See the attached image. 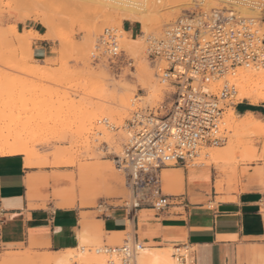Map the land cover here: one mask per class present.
<instances>
[{"label":"rangeland","instance_id":"obj_1","mask_svg":"<svg viewBox=\"0 0 264 264\" xmlns=\"http://www.w3.org/2000/svg\"><path fill=\"white\" fill-rule=\"evenodd\" d=\"M68 6L65 0H0V134L16 136L28 143V148L43 157V161L72 164L46 169H51L50 175L63 181L61 186L52 188V198L59 200L60 204L62 197L73 204L78 200L79 209L86 211L81 213L82 220L87 222L85 242L77 239L78 246L88 249L103 243L119 245L130 227L125 232L105 237L99 223L95 222L100 214L96 211L97 205L105 203L119 207L131 201L130 185L113 163V157L120 152L125 139L121 128L133 111L156 107L164 93L171 90L168 84L161 83L155 76L159 75L158 66L151 64L146 52L148 36L158 38L187 10L164 13L159 29L145 35L140 40L141 47L136 55L131 56L123 48L122 37L139 39L142 36L139 24L133 23L134 34L126 33L122 24L131 23L129 21H122L118 26L117 20H93L91 10L100 9L98 6L88 7L90 11ZM17 9L26 14V20L44 29L42 38L46 39L45 35L52 38L47 40L52 44L53 58L43 62L34 59L31 41L35 35L30 30L25 32L17 29L14 17L17 16ZM46 19L49 21L46 24L48 30L40 22L44 21L45 24ZM106 27L120 35L122 53L116 67H110L105 61L93 64L89 59ZM93 29H96V33L92 35L95 32ZM25 35L29 36V45L19 42ZM142 68L153 75L150 84L160 87L155 100L150 103L139 100L146 96L142 88V83L146 81L141 73ZM5 89L7 92L13 90V94L6 93ZM123 98L128 105L127 111L118 106L119 100ZM240 102L251 103L246 99H235V106L225 108L223 120L228 111L233 112L232 125L245 118L248 113L240 115L235 111ZM253 105L264 106V101ZM103 120L117 127V130L106 127ZM223 127L229 132L227 142L221 147L206 150L209 158L215 153L221 158L216 163L208 162V158L206 163L198 167L215 169L218 192H222L223 187L228 192H236L240 179L245 176L257 179L264 189V134L240 130L235 125L229 129L224 123ZM166 173L162 171L161 179ZM163 191H166L165 188ZM88 216L91 217L87 219ZM73 251L72 254H75ZM161 252L171 258V247ZM95 257L87 256L79 262L101 264V258ZM145 258H141V262L138 259V264H154ZM171 261L177 264L172 258Z\"/></svg>","mask_w":264,"mask_h":264},{"label":"built area","instance_id":"obj_2","mask_svg":"<svg viewBox=\"0 0 264 264\" xmlns=\"http://www.w3.org/2000/svg\"><path fill=\"white\" fill-rule=\"evenodd\" d=\"M194 1L196 9L187 10L158 38L148 40L147 57L158 66L156 77L171 90L156 107L133 111L121 128L125 139L113 163L131 188V201L122 206L128 210L130 231L119 245L103 243L86 249L100 257L101 264H138L145 248L134 231L138 211L150 207L162 212L169 206L160 185L161 170L206 163V150L228 140L222 120L225 108L236 105L238 70L264 72V0ZM121 53L117 31L105 28L89 59L116 67ZM102 122L117 130L107 120ZM109 208L105 203L97 205L98 216ZM171 250L177 263L193 264L187 246ZM68 264L92 263L73 256Z\"/></svg>","mask_w":264,"mask_h":264},{"label":"crops","instance_id":"obj_3","mask_svg":"<svg viewBox=\"0 0 264 264\" xmlns=\"http://www.w3.org/2000/svg\"><path fill=\"white\" fill-rule=\"evenodd\" d=\"M14 17L18 30L35 35L34 59L53 58L51 42L42 38L44 29ZM132 25L122 27L134 34ZM235 111L264 120V106L240 102ZM46 167L50 166L26 167L21 155L0 157V264H54L66 251L76 249L79 235L85 234L87 222L81 213L86 211L79 209L78 200L73 204L62 197L60 204L52 198V188L63 181ZM162 171L167 172L160 185L169 206L162 212L143 207L134 220V231L146 247L143 251L187 246L193 264H264V189L257 179L245 176L236 192L226 187L218 192L214 168L167 167L160 176ZM127 213L114 206L95 222L105 237H111L128 229Z\"/></svg>","mask_w":264,"mask_h":264},{"label":"bare ground","instance_id":"obj_4","mask_svg":"<svg viewBox=\"0 0 264 264\" xmlns=\"http://www.w3.org/2000/svg\"><path fill=\"white\" fill-rule=\"evenodd\" d=\"M36 1H38V0H36ZM65 3L70 5L68 7H76V8H79L80 10L89 9L88 7H90V6H92V7L98 6L100 9L96 10L93 8L95 11L91 10L92 13H90V15L92 14L93 18L92 17L91 18L93 20H97V21L99 20L100 22L101 21L104 22L105 20L106 21L107 20H109V21L110 20H113V21L117 20L116 24L118 26H120L121 22L126 20V21L131 22L132 24L133 23L139 24L140 28H141V32H142V36L139 39H131L130 40L126 37L121 36L123 38L122 40L124 41V42H121V43H124L123 48L131 56L136 55L138 49L141 47L140 40L142 38H144L145 35L150 34L154 29L155 30L159 29V27L161 26V16L164 13H166L168 11L169 12H171V11L174 12L177 10L179 11L180 9L192 11L193 9H196V7H197L194 0H65ZM20 5H19V8H20ZM210 6L211 5L209 4L207 6V8H209ZM13 10H14V8H13ZM89 11H90V9H89ZM16 13L18 15V18H21L22 20H26L27 17H26V14L24 12H21L19 9H17ZM41 20H44V19H41ZM40 22L48 30V26L46 25L47 22H49L48 19L45 20V24H44V21L43 22L40 21ZM110 23H113V22H110ZM165 24L168 25L167 23H165ZM100 25H102V24H100ZM93 30L95 31L96 29H93ZM93 30H90V31L93 32ZM13 33H15V31ZM94 33H96V31L93 32L92 35ZM121 34L123 35L122 30H121ZM45 36L44 37L46 39L52 40V38L50 36H48V35H45ZM28 37L29 36L25 35L24 37H22L21 41H19V42H22L21 44L24 43V44L29 45L30 41L28 40L29 39ZM89 37H91V36H89ZM148 37L151 38L153 36H148ZM90 45H92V44H90ZM88 47L91 48V46H88ZM31 72H32V69H31ZM141 73L146 78V81L144 83H142V88L146 91V96L144 98H140L139 100H143L145 102L150 103L151 101L155 100V98H156V96L160 90V87L158 85H151L150 84V81H151L153 75L149 74L145 68L141 69ZM43 75H44V73H43ZM235 85H236L238 101H239V99H246V100H249L252 104L257 103L259 101H264V72L263 71L249 72V71H244V70L239 69L237 76L235 78ZM1 87H3V86H1ZM10 89H12V88L10 87ZM9 90L7 92L5 89L4 91L8 94H10V93L13 94V90H10V91ZM124 98H126V97H124ZM124 98L119 100L118 106L127 111L129 109H128V105L126 103V99H124ZM26 103L27 102H25V104ZM131 109H133V108H131ZM232 119H233V112L228 111V113L226 114V116L223 120V123L226 126H228L229 129H231L230 127H233L235 125V127H239V129L242 128L243 130L245 129V131L251 130L253 133L255 132V134L256 133L257 134H264V121L261 119H258L257 117H255L251 113H248L245 116V118H243L239 121L238 124L232 125L233 124ZM230 131L232 132V130H230ZM229 143H231L230 140H229ZM27 144L28 143L21 141L16 136H10L9 134L6 136H3L2 134H0V157H9V156L21 155L24 158V164L26 167L50 166L53 168H59V167H63V166L72 165L70 162H69L70 163L69 164L65 161H58V162H54V163H49V162L43 161L42 160L43 157L41 158V156L36 155L35 152H33L32 150H30L28 148ZM234 145H235V142H234ZM39 158H41V160H39ZM220 158H221V156L219 154L215 153V154H213V156L211 155V158H209L210 160L208 162H215L216 163V162H218V160ZM196 167H198V166H196ZM160 178H161V176H160ZM166 179H167V174L161 180L166 181ZM216 184H217L216 189L218 190L219 184L218 183H216ZM165 185H168V184L165 183ZM78 240H81V242H85V234L81 233L79 235ZM82 246H84V245H82ZM73 250L75 251V254H72ZM73 250L66 251L63 255H61L59 258H57L54 261V264H68L70 258H72L73 256H76L79 261H82L87 256L88 257L91 256L90 254H87L85 247H81V245L78 246L76 249H73ZM71 254H72V256H71ZM140 257L141 258L146 257V258H148V260L149 259L152 260V262H154V264H175V263H172L171 258L168 255L163 254L160 251L158 252V251L144 250L141 252ZM140 257L138 259L141 262V261H143V259H141ZM94 259H97V257H95ZM148 260L146 259V261H148ZM177 264H180V263H177Z\"/></svg>","mask_w":264,"mask_h":264},{"label":"trees","instance_id":"obj_5","mask_svg":"<svg viewBox=\"0 0 264 264\" xmlns=\"http://www.w3.org/2000/svg\"><path fill=\"white\" fill-rule=\"evenodd\" d=\"M252 110L254 111V110H256V108L255 107H252Z\"/></svg>","mask_w":264,"mask_h":264}]
</instances>
